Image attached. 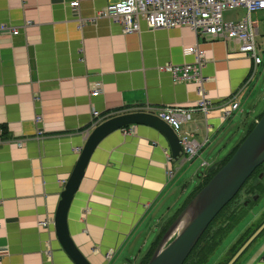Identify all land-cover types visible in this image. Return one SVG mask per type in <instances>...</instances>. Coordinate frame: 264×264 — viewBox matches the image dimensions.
I'll list each match as a JSON object with an SVG mask.
<instances>
[{
    "label": "crops",
    "instance_id": "0c3cea01",
    "mask_svg": "<svg viewBox=\"0 0 264 264\" xmlns=\"http://www.w3.org/2000/svg\"><path fill=\"white\" fill-rule=\"evenodd\" d=\"M70 1L0 0V23L19 30L15 35L0 32V264H75L57 239L54 215L93 110L107 115L104 121L147 105L151 113L163 105L193 106L195 85L174 81L167 67L191 62L193 56L183 47L198 43L207 58L203 85L212 107L206 115L192 112L181 125L199 142L207 139L195 156L196 163L206 162L204 170L195 172L198 178L231 147L229 142L222 153L214 151L235 117L245 114L243 105L256 91L260 66L264 68L257 42L263 39L264 15L255 17L263 62L249 80L252 60L234 40L198 36L184 25L149 29L144 21L140 31L123 33L121 24L95 17L115 0H78V13ZM226 12H233L230 18ZM245 14L246 9L236 7L223 17L239 20ZM94 85L101 89L96 96L91 95ZM233 100L242 112L225 119L222 108ZM256 106L243 121H252L264 108L255 113ZM19 139L21 147L13 142ZM186 163L181 154L173 157L166 137L148 124L123 126L99 141L67 214L71 239L90 264L138 263L149 233L157 234L188 197L187 178L182 181L185 173H180ZM169 167L174 171L170 179ZM159 211L172 214L158 216ZM248 217L237 225L226 251L258 218ZM47 218V226H40ZM108 250L113 251L110 259ZM220 261L222 257L214 264ZM235 264H264V230Z\"/></svg>",
    "mask_w": 264,
    "mask_h": 264
},
{
    "label": "built area",
    "instance_id": "2783aa9c",
    "mask_svg": "<svg viewBox=\"0 0 264 264\" xmlns=\"http://www.w3.org/2000/svg\"><path fill=\"white\" fill-rule=\"evenodd\" d=\"M68 5L74 12L78 13V0L70 1ZM236 7L246 9L245 16L239 20H225L224 11ZM263 9L264 0H115L97 10L95 17H106L121 24L123 33L140 31V23L144 21L149 29H168L184 25L190 27L198 36L209 35L212 38L234 40L239 43L238 50L252 60L250 80L258 65L263 62L257 52L255 42L258 30L257 19L253 18L251 14ZM29 23L30 21H25V25ZM0 32L15 35L19 30L18 27L0 23ZM183 52L192 55L193 60L170 65L167 69L172 74L174 81L192 82L195 85V93L198 96L196 102L193 106L170 104L155 108V114L178 132L184 154L182 161L197 155L207 139L199 142L191 132L182 130L181 125L191 118L192 112L201 111L206 115L212 107L211 100L203 85L205 78L202 69L207 61L205 50L201 49L198 43H193L184 46ZM100 91V86L94 85L91 89V95L96 96ZM135 109L137 108L131 110ZM151 109L149 105L141 107L143 111H151ZM222 111L223 118L229 117L234 111H241L239 102L230 101L229 106L223 107ZM92 116L93 121L91 126L86 129V135L89 134L90 128L97 125L107 115L101 116L98 111L93 110ZM36 120H39V117H36ZM12 141L8 140V142ZM13 142L17 147L24 145V141L21 139ZM167 158L172 159L170 153H168ZM173 174L172 168H167L166 175L169 179L173 177ZM48 223L49 218L39 221V225L43 227L47 226ZM112 255L113 251L108 250L105 257L109 259Z\"/></svg>",
    "mask_w": 264,
    "mask_h": 264
},
{
    "label": "water",
    "instance_id": "95a60500",
    "mask_svg": "<svg viewBox=\"0 0 264 264\" xmlns=\"http://www.w3.org/2000/svg\"><path fill=\"white\" fill-rule=\"evenodd\" d=\"M129 124H148L167 139L173 157L182 152L175 130L157 115L132 111L109 117L89 132L76 164L68 177L54 215L57 239L75 264H90L69 234L67 214L93 149L108 133ZM264 161V112L227 162L186 203L162 234L146 264H183L197 240L215 215L235 196L253 170ZM264 230V221L230 257L234 264L244 250Z\"/></svg>",
    "mask_w": 264,
    "mask_h": 264
},
{
    "label": "trees",
    "instance_id": "16d2710c",
    "mask_svg": "<svg viewBox=\"0 0 264 264\" xmlns=\"http://www.w3.org/2000/svg\"><path fill=\"white\" fill-rule=\"evenodd\" d=\"M263 112L264 108L256 115L255 119H253L252 121H243L245 127L238 140L229 148L228 152L224 156H222L216 164L213 163L204 172L200 173L201 175H199L198 183L196 184L194 189L188 194L187 199L178 208V210L168 218L163 226L159 228V231L150 243V246L137 264H146L148 262L162 234L179 213V211L195 195V193H197L208 182V180L227 162L238 145L251 131L255 124V121L261 117ZM263 196L264 161L253 170V172L245 180L235 196L215 215V217L208 224L206 229L197 240L192 250L185 258L183 264H205L208 261L209 257L217 250V248L219 247L223 239L229 234V232L247 216L249 210L251 209V206L254 205V203ZM263 221L264 213L261 214L256 220L251 221L229 248V256L225 260L220 261L217 264H226L230 257L237 251V249L246 241V239ZM261 234L262 232L258 235V237L261 236ZM239 258L235 261V263L239 260Z\"/></svg>",
    "mask_w": 264,
    "mask_h": 264
},
{
    "label": "rangeland",
    "instance_id": "374dc122",
    "mask_svg": "<svg viewBox=\"0 0 264 264\" xmlns=\"http://www.w3.org/2000/svg\"><path fill=\"white\" fill-rule=\"evenodd\" d=\"M232 13L233 12H226L225 13V18H230ZM260 15H264V10L261 11L260 13H258L257 15H253V17L254 18L258 17L257 19H262L260 17ZM261 37L263 39H259L258 38L257 42H260V46L259 47H260V49L263 50V51L260 52V54L264 56V35H262ZM259 69H260V74H258V76H257L258 83H257L256 91L254 92V94L252 93L251 97L247 100L245 105H243L244 106L243 109L245 110V114L235 117V119L236 120L238 119V120L233 124V126L228 128L222 134V136L219 139V144L218 145H217V143L215 144V146L217 145V148H214L215 152H217L219 150V152L222 153L224 150H226L223 145H228L229 142H230L229 146H232L238 140V138L240 137L241 133L244 130V126H242L241 124H242V122H243V120L245 119L246 116H248L249 118L251 117L250 116V112H251L252 107H253L254 104H257L255 113L259 112L262 109V107L264 105V68L262 66H260ZM212 149H213V147H211L208 150V152L210 150H212ZM196 161H197V157H195L191 162L190 161H186L187 163L184 165L183 169L180 172V173H183V172L185 173L184 176L182 177V181L184 180V178H187V181L185 180V182H184V184L187 185V187H188V189H187L185 194H187V193L189 194L194 189L196 184L198 183V178H197V176L194 175L195 172L197 170H199V169H201V170L205 169V166L203 167L200 162L196 163ZM191 176H193V177L190 178ZM188 178H190V179H188ZM180 186H182V183H181ZM180 186H178L177 189H179ZM184 195L181 197L179 203H182L184 201V198L186 197V195L185 196ZM179 203H178L177 206H179ZM263 209H264V196L260 197L259 200L256 201L254 203V205L251 206V209L249 210V212L247 214V217L249 216V217H253V219L254 218L256 219L260 215V213L263 211ZM163 213L164 214H169V215L172 214V212L166 213L165 211H159L158 212V216L159 215L161 216ZM243 220L244 219H242L241 222H243ZM238 226L235 227L234 229H232L229 232V234L223 239V241L221 242V244L219 245L217 250L209 257L208 261L205 264H214L217 259H220L222 257V261H223L229 256V252H228V250L226 251V248L234 240L235 235L238 233V231H239ZM155 234H154V231H151L149 233V236L147 237V241L148 242L146 244V247L143 249L142 254L149 247L151 241L155 237ZM138 256H139V253H136V257H138ZM131 260H133V256L131 257Z\"/></svg>",
    "mask_w": 264,
    "mask_h": 264
}]
</instances>
